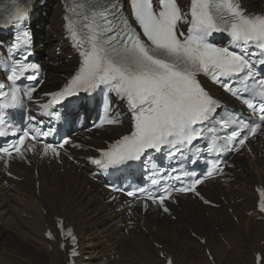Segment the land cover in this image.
Here are the masks:
<instances>
[{"label":"snow or ice","instance_id":"6c2138e0","mask_svg":"<svg viewBox=\"0 0 264 264\" xmlns=\"http://www.w3.org/2000/svg\"><path fill=\"white\" fill-rule=\"evenodd\" d=\"M95 3L101 9L97 13L101 22L96 29H90L86 45L79 52L82 59L76 75L65 91L53 94V99L59 101L66 94L71 96L101 87L110 88L126 99L132 113V127L129 134L123 135L103 151L104 160L95 161L103 168L139 160L148 150L162 152L169 149L170 156L176 152L182 154V147L178 148L177 145L182 146L185 142L191 145L198 140V126L202 128L215 118L217 112V102L198 82L197 74H211L213 81L219 82L248 70L251 78L250 58L264 55V17L241 15L230 2L223 5L231 14L230 19H225L213 14L211 0H192L190 26L182 41L175 31L180 12L174 0H160L158 11H154L152 0H130L142 36L126 19H121L122 9L114 0H95ZM27 15L26 10L17 7L10 19L23 21ZM221 24L225 25L223 29ZM85 28L89 26L85 24ZM222 30L230 33L241 52L214 47L206 42V37L211 33ZM70 31L74 40L82 42L75 30ZM255 47L260 49L259 53L249 51ZM16 67L21 72L27 71V66L19 61ZM30 67L34 69L36 66ZM7 78L16 80V68ZM5 87L0 84V90ZM33 90L30 89L29 93ZM247 106L253 107L252 104ZM260 112L264 120V108ZM246 128L248 123H243L233 135L239 136ZM255 131L253 127L251 134L254 135ZM43 135L46 137L48 133ZM26 137L27 133L19 137L11 151L7 147L0 148V153L11 157L13 152L22 156L23 152L33 150L35 144L31 147L25 145ZM32 139L36 140V137ZM247 139V135L240 138L239 145L243 146ZM63 147V143L59 145V148ZM43 150L45 154L51 152L54 156L59 155L58 147L51 143L43 144ZM213 171H209L208 176H212ZM201 182L199 178L193 179L189 185L180 186L175 191L199 195L197 186ZM170 196L171 192H167L158 196L149 194L148 198L153 203H159L167 212L169 210L164 207V202ZM259 207L264 211V190L260 191ZM48 235L51 237V233ZM168 264H172L170 259Z\"/></svg>","mask_w":264,"mask_h":264},{"label":"bare ground","instance_id":"6f19581e","mask_svg":"<svg viewBox=\"0 0 264 264\" xmlns=\"http://www.w3.org/2000/svg\"><path fill=\"white\" fill-rule=\"evenodd\" d=\"M240 1L249 12L263 10L264 0ZM59 12L57 2L52 13L43 19L49 25L39 32L42 39L38 40L44 44V53L54 61L58 60L54 55L58 44L63 56L70 54L59 40ZM74 63L72 58L64 67ZM51 76L62 80L55 74ZM81 163L66 162L58 168L53 163H41L35 167V178L32 168L12 162L10 169L22 179L6 180L7 187L0 175V264H66V253L43 238L56 217L73 226L78 236L80 256L75 264H164L159 252L171 256L173 264H254L256 251L261 253L264 264V242L260 244L264 220H256L251 188L254 182L264 179V152L253 159H237L238 172H233V180L223 187L210 184L203 189L208 197L223 196L225 201L218 202L219 209L186 202L179 210L173 209L175 221L150 215L141 226L126 233L125 220L103 203L97 185L85 178L87 168ZM36 181L38 187L34 186ZM190 232L204 235L205 244L192 238ZM205 247L213 256L212 262L204 254Z\"/></svg>","mask_w":264,"mask_h":264},{"label":"rangeland","instance_id":"374dc122","mask_svg":"<svg viewBox=\"0 0 264 264\" xmlns=\"http://www.w3.org/2000/svg\"><path fill=\"white\" fill-rule=\"evenodd\" d=\"M50 1H52V0H50ZM49 7L53 9V7H52L51 5H49ZM51 11H52V10H51ZM51 11L48 13L49 15H50ZM46 28H47V27H46ZM55 48H56V47H55ZM62 67H63V64H62ZM62 69L67 70L68 67H63ZM67 72H68V71H67ZM235 259H237V257H235Z\"/></svg>","mask_w":264,"mask_h":264}]
</instances>
